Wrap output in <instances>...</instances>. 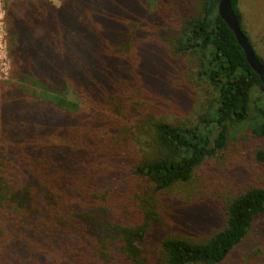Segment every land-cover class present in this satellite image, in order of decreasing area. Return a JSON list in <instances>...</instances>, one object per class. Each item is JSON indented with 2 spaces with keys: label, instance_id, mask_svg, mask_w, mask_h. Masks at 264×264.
<instances>
[{
  "label": "trees",
  "instance_id": "1",
  "mask_svg": "<svg viewBox=\"0 0 264 264\" xmlns=\"http://www.w3.org/2000/svg\"><path fill=\"white\" fill-rule=\"evenodd\" d=\"M10 1L0 264H264V186L218 164L232 128L264 138V85L219 0ZM198 93L191 121L165 116Z\"/></svg>",
  "mask_w": 264,
  "mask_h": 264
},
{
  "label": "rangeland",
  "instance_id": "2",
  "mask_svg": "<svg viewBox=\"0 0 264 264\" xmlns=\"http://www.w3.org/2000/svg\"><path fill=\"white\" fill-rule=\"evenodd\" d=\"M53 5L60 6L62 0H48ZM245 9V23L244 28L248 32L251 43L254 46L258 55L264 58V0H241ZM10 0H0V81L6 82L7 86H13L16 81H11L12 77V55L10 53V44L12 38H10V21L9 14L13 12L12 4ZM148 3L153 6L154 0H148ZM125 29L130 26V23L126 21ZM97 79V78H96ZM99 81V80H98ZM11 84V85H10ZM84 98V97H83ZM179 99V97H178ZM176 101V100H175ZM184 104L176 101V105L170 102L169 106H165V116H169L170 119L181 122H189L196 116L199 109L204 106L205 99L201 94H196L195 98L190 100L185 98ZM160 118V117H159ZM245 126H237L231 129L229 135L228 149L226 150L225 158L221 159L218 164L222 168L220 170V176L225 179L228 176L231 181L239 180L240 185L246 184H259L264 186V164L258 163L253 159L255 150L264 148V138H252L249 135V129H244ZM255 143V144H254ZM231 161L230 163H228ZM225 163V164H224ZM242 169L245 173H241ZM237 170V171H234ZM241 171V172H240ZM238 172V173H237ZM245 174V176H244ZM200 193H193V196ZM171 211V207L166 205V212L168 220L170 221V215L168 211ZM256 227L254 228L249 240H253L255 243L261 244L264 241V220L258 219ZM250 243H244L234 253L233 260L243 262L245 254L249 249Z\"/></svg>",
  "mask_w": 264,
  "mask_h": 264
},
{
  "label": "water",
  "instance_id": "3",
  "mask_svg": "<svg viewBox=\"0 0 264 264\" xmlns=\"http://www.w3.org/2000/svg\"><path fill=\"white\" fill-rule=\"evenodd\" d=\"M218 13L233 30L239 44L245 52L247 61L252 69L260 76L264 85V64L258 57L248 36L243 32L240 21L234 11L232 0H219Z\"/></svg>",
  "mask_w": 264,
  "mask_h": 264
},
{
  "label": "crops",
  "instance_id": "4",
  "mask_svg": "<svg viewBox=\"0 0 264 264\" xmlns=\"http://www.w3.org/2000/svg\"><path fill=\"white\" fill-rule=\"evenodd\" d=\"M239 7H240V9H241V12H242V14H243V22L245 23V9H244V7H243V4H242V1L241 0H239ZM244 26V25H243ZM248 31V30H247ZM248 33V32H247Z\"/></svg>",
  "mask_w": 264,
  "mask_h": 264
}]
</instances>
